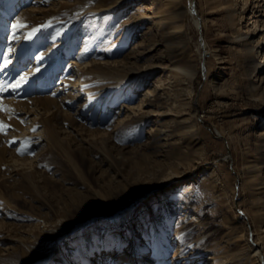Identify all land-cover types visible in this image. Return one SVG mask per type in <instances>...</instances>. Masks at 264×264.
Instances as JSON below:
<instances>
[{"label": "rangeland", "instance_id": "rangeland-1", "mask_svg": "<svg viewBox=\"0 0 264 264\" xmlns=\"http://www.w3.org/2000/svg\"><path fill=\"white\" fill-rule=\"evenodd\" d=\"M262 29L264 0H0V264H264Z\"/></svg>", "mask_w": 264, "mask_h": 264}, {"label": "bare ground", "instance_id": "bare-ground-1", "mask_svg": "<svg viewBox=\"0 0 264 264\" xmlns=\"http://www.w3.org/2000/svg\"><path fill=\"white\" fill-rule=\"evenodd\" d=\"M256 15L253 13L252 15H250V20L248 21L247 25H252L253 27H255V29L257 28V24H256V19H255ZM262 31H264V29H262ZM262 53V49H260V54ZM255 72L256 73H260V72H264V61L263 62H259L257 61L255 64ZM184 185V184H183ZM182 185V186H183ZM190 186H186V190L189 188ZM138 252L134 251L132 253V255L136 256H140V254H138Z\"/></svg>", "mask_w": 264, "mask_h": 264}, {"label": "snow or ice", "instance_id": "snow-or-ice-1", "mask_svg": "<svg viewBox=\"0 0 264 264\" xmlns=\"http://www.w3.org/2000/svg\"><path fill=\"white\" fill-rule=\"evenodd\" d=\"M18 27L22 28V27H26V25L22 24L20 21H17L15 24H13V28H18ZM37 30H38V29H35V28H34V29L32 30V33H29V38H30L31 35H32L34 32H36ZM25 79H26V77L21 76V77H20V81H18L15 85H13V88H17V87H19L20 82L24 81ZM6 127H7V126L0 125V131H4ZM33 131H35V129H33ZM13 142H14V141H13ZM28 143H29L28 141H25V145H27ZM25 151H27V148H26V147H25V148H22V149H18V153L21 154V155H23Z\"/></svg>", "mask_w": 264, "mask_h": 264}]
</instances>
